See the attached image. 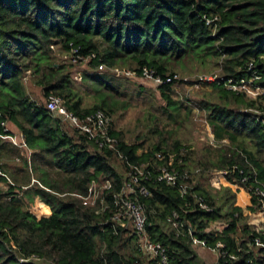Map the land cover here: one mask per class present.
I'll list each match as a JSON object with an SVG mask.
<instances>
[{
  "label": "trees",
  "instance_id": "trees-1",
  "mask_svg": "<svg viewBox=\"0 0 264 264\" xmlns=\"http://www.w3.org/2000/svg\"><path fill=\"white\" fill-rule=\"evenodd\" d=\"M215 16L214 25L207 24ZM76 47L94 70L101 64L137 72L152 66L160 74H174L189 62L220 60L225 79L207 83L213 100L203 99L199 106L207 112L215 140L229 143L217 150L215 158L207 154L201 163L203 173L237 164L264 183V160L259 158L264 157V116L245 111L254 107V101L226 87L229 79L240 83L250 78V62L261 76L257 83L264 87V0H0V170L6 174H0V180L8 182L9 177L14 182L0 188V264H159L143 257L134 234L104 222L114 210L113 194L123 186L129 164L147 166L143 182L150 194L137 197L154 221L151 238L166 249L167 262L160 264H207L194 248L193 237L209 247L223 244L215 264H264V247L255 245L257 237L264 244V233L248 221L230 188L213 192L205 175L193 190L212 210L183 214L193 235L185 231L178 236L167 222L168 215L181 212L192 199L159 177L163 165L192 171L184 161L191 153L180 139L169 148L160 142L142 150L112 129L125 156L121 158L125 175L115 165L119 157L113 151L98 148L77 130L67 131L44 101L33 97L28 79L41 86L44 98L57 94L80 116L96 109L111 116L116 105L109 95L115 85L107 72L85 73L96 94L95 102L87 104L72 63L60 62L66 53L75 58ZM157 90L167 102L166 111L176 118L184 102L173 97L171 84ZM11 128L22 133L26 150H32V159L25 157L21 165L12 162L21 149L5 139ZM247 139L256 151L248 152ZM159 151L166 154L163 160L157 158ZM38 157H47L62 177L41 170ZM38 169L40 182L49 190L40 183L31 185V172ZM92 180L112 183L105 190L111 208L104 213L74 195L87 196ZM248 197L252 204L246 210H256V200ZM21 257L28 260L22 262Z\"/></svg>",
  "mask_w": 264,
  "mask_h": 264
},
{
  "label": "rangeland",
  "instance_id": "rangeland-1",
  "mask_svg": "<svg viewBox=\"0 0 264 264\" xmlns=\"http://www.w3.org/2000/svg\"><path fill=\"white\" fill-rule=\"evenodd\" d=\"M60 59V62L72 63L74 79L80 87L84 102L93 104L95 102L93 96H96L92 88L93 84L90 79L85 78L86 72H93L94 70L88 67V59L75 60L68 53L63 54ZM117 67L120 69H128L122 66ZM221 67L220 60L217 63L214 58H208L205 61L198 60L197 62H189L186 64L185 69L178 71L182 77H187L189 81H178L173 85V97L178 100L180 99L185 104L181 107L176 118L172 117L173 112L170 110L166 111V100L149 79L140 77L130 78L123 74L114 73L113 71H94L99 73L107 72L106 74L112 81L110 84L115 85L111 91V96L109 95L112 103L116 105V110L111 114L115 132L122 133L125 141L139 144L142 150H148L149 147H153V145L160 142L165 144L164 147L169 148L175 139H180L184 143V146L189 149V153H191L189 160L187 158L184 159V157L183 159L185 163L187 161L188 168L196 173V176H194L195 182L197 180L200 181L202 175H205L207 177L206 186L213 192L221 193L224 188H230L231 192L236 195V204L245 209V212L248 214V221L258 231L264 233V223L257 217L255 210L250 212L246 210L252 204V200L246 195L243 186L235 175L224 174L222 170L226 168L220 169L218 167H213L211 170H206L203 173L204 170L201 163L205 161L207 154L215 158L217 150L226 147L229 142H225L224 144L223 142L212 141L213 132L208 122L207 112L199 106V102L203 99L213 100L212 88L207 83L196 87L193 81L200 75L219 76L223 73ZM27 83V88L33 97L45 103L46 97L44 98L41 94V86L36 85L32 79H28ZM240 89L246 98L254 101V107H249L250 110L255 107H263L264 96L255 86L249 82H244ZM196 107L198 108L197 110ZM63 124L67 131L74 132L76 130L69 123L63 122ZM5 139L10 140L7 136H5ZM13 141L20 142V139L15 137ZM207 145H209V148ZM246 145L248 152L250 150L256 151V146L252 140L247 139ZM19 148L21 152L14 154L12 162L21 165L25 157L31 160L32 154L24 147ZM169 153L170 156H174V152ZM259 158L264 160V157L260 156ZM36 163L41 166V170L46 171L51 177L57 179L62 177L58 170L51 165L47 157H38ZM114 163L126 175L122 160L117 158ZM41 170L38 169L37 171L34 170L31 172V185L38 184L37 181H40ZM105 185L106 180H100L96 191L102 193ZM5 186L8 188L7 184ZM35 208L38 212L41 210L40 206H36ZM215 225L213 223L212 226ZM142 255L149 263L153 261L143 253Z\"/></svg>",
  "mask_w": 264,
  "mask_h": 264
},
{
  "label": "built area",
  "instance_id": "built-area-1",
  "mask_svg": "<svg viewBox=\"0 0 264 264\" xmlns=\"http://www.w3.org/2000/svg\"><path fill=\"white\" fill-rule=\"evenodd\" d=\"M217 20V16L209 18L207 20V24L214 25L215 21ZM78 51L79 48L77 47L73 49V55L75 58L72 59H86L79 56ZM97 70L107 72L113 71L114 73L123 74L130 78L140 77L149 79L156 87L166 84H171L173 86L178 81H189L187 77H182L180 73L160 74L152 66H143L141 70L137 72L132 69L106 67L105 65L101 64L99 65ZM248 71H250L251 74L249 79H242L240 83H234L231 79H229L226 82V87L234 91L243 93L240 87L244 82H249L259 91H261L264 96V87L260 86L257 83L261 76L259 75L258 70L255 68L253 62L249 63ZM89 73H94V71ZM224 79L225 76L223 74L215 77H213L212 75H200L196 78L195 81H193V83L196 85V87H199L200 85H204V83H220V81ZM45 105L55 117L61 119L62 122L69 123L78 132L86 135L89 140H92L96 143L98 148L103 150H111L120 159L125 158L124 154L119 148V139L112 133V118L104 110L96 109L90 113L85 114L84 116H80L68 109V107L64 104L62 97L57 94L48 95L45 101ZM258 108L261 107H255L251 110L250 108H247L245 109V111H251L255 113L258 118H262L264 116V105L260 110H257ZM197 109L198 108L196 107V110ZM4 125L7 127L6 123H4ZM7 130H10V128L7 127ZM5 136L9 137L10 140L12 139V141L15 140V137H18V135L13 132ZM213 140L216 141L214 137L212 138V141ZM13 142L20 147H27L25 140H23V142ZM222 142L225 143L226 140H223ZM165 157L166 154L162 152L157 153V158L159 160H163ZM129 166L130 168L123 186L118 192L113 194L114 210L108 218H105L104 222L106 224L109 222L118 224L126 229L125 231H128L130 234H134L136 236L137 246L144 255H146L150 260H156L159 264L166 263L168 255L165 247L161 243L153 240L149 233V227L153 226L154 221L148 217L145 205L141 201H139L137 197L138 194H142L144 196L150 194V191L143 182V179L147 174V166L145 164H129ZM159 171L160 179H163L168 184L177 187L183 197L188 194L191 195L192 199L185 203L184 208H182L183 210L181 212L179 210H175L172 214L166 217V220L176 229V234L178 236L183 235L185 231H187L190 235H193L192 227L185 219L183 214L194 211L196 209H202L205 211L212 210V206L206 201V198L202 195L197 194L193 190L195 183L194 172H190L188 169H184V171H178L175 169H171L166 165L161 166ZM222 171L224 174L235 175L237 172L239 173V176H235L243 186L246 195L253 197L256 200L257 214L259 215L260 220L264 223V183L260 182L254 174L247 173L237 164H235L233 167H227ZM0 174L5 175L1 170ZM37 182L45 187L40 181ZM98 183V180H92L87 196H81L76 193L74 195L82 198L84 205L96 206L97 213H104L107 209L111 208V205L106 199L105 190L111 188L112 183L110 180H106L105 189L102 190V193L96 191ZM46 189L49 190V188ZM196 243L207 246L205 240L193 237V245ZM255 245L258 247H264V244L261 241L260 237H257L255 239ZM221 247H223V244L221 242H217L215 247L209 248H211L218 257L219 249ZM224 254L227 255L228 252L225 251ZM230 257L236 258V255L230 254ZM32 258L38 259L35 255H33ZM20 260L22 262H25L28 260V258L21 257Z\"/></svg>",
  "mask_w": 264,
  "mask_h": 264
},
{
  "label": "crops",
  "instance_id": "crops-1",
  "mask_svg": "<svg viewBox=\"0 0 264 264\" xmlns=\"http://www.w3.org/2000/svg\"><path fill=\"white\" fill-rule=\"evenodd\" d=\"M89 73V72H88ZM36 99V98H35ZM37 100V99H36ZM38 101V100H37ZM212 129V128H211ZM11 130H13V133L18 135V138L20 139L21 142H23L24 138L22 136V133L20 131H16L14 129L11 128ZM213 132V131H212ZM212 136L214 137V134H212ZM9 142L15 144L13 141L9 140ZM17 147H20L19 145L15 144ZM26 149V147H24ZM29 153L32 154V150L29 151ZM31 167V166H30ZM6 175V174H5ZM9 178V177H8ZM32 179V178H31ZM9 183L14 184V182L9 178L8 182L4 181V180H0V188L3 189H7V187L5 186V184L8 185L9 187ZM26 187V186H24ZM249 203V202H247ZM248 205V204H246ZM255 213L257 214L256 210ZM257 217L259 218V215L257 214ZM260 219V218H259ZM194 248L196 249L198 255L207 263V264H215L216 259H217V254L209 247L207 246H203L199 243L194 244Z\"/></svg>",
  "mask_w": 264,
  "mask_h": 264
}]
</instances>
